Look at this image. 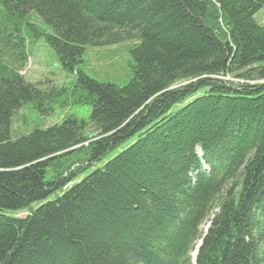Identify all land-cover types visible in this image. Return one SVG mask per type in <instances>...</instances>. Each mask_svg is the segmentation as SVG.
<instances>
[{
	"label": "trees",
	"instance_id": "obj_1",
	"mask_svg": "<svg viewBox=\"0 0 264 264\" xmlns=\"http://www.w3.org/2000/svg\"><path fill=\"white\" fill-rule=\"evenodd\" d=\"M261 11L264 0H0V264H194L209 222L197 264H264ZM31 37L77 74L92 110L13 139L25 103L48 112L64 92L22 74ZM125 41V85L80 68L87 47Z\"/></svg>",
	"mask_w": 264,
	"mask_h": 264
},
{
	"label": "rangeland",
	"instance_id": "obj_2",
	"mask_svg": "<svg viewBox=\"0 0 264 264\" xmlns=\"http://www.w3.org/2000/svg\"><path fill=\"white\" fill-rule=\"evenodd\" d=\"M257 18L264 24V11L258 13ZM30 20L44 31L53 32L38 12L31 11ZM29 34L32 35L33 32L31 31ZM133 43L125 41L106 47H87L80 68L97 80L123 86L133 76L134 61L129 53V46ZM27 52L29 61L22 74L34 83L42 82L43 89L48 90L53 86L56 89H64V92L46 100V106L52 109L48 112L40 110L37 100L25 103L13 117L12 138L16 139L37 127L44 128L54 125L60 122L66 114L76 116L79 120L87 119L92 110L91 104L87 103V91L78 86L75 72L66 71L61 66L56 52L46 42L45 37L37 39L31 37V41L27 43ZM226 78L233 80L236 84L243 82V80L231 77ZM90 130L92 127L88 129V131ZM117 153L118 150L108 158ZM36 206L37 204H33L27 209L13 213V215L26 217L30 214V209H34ZM8 212L12 213V211ZM206 226L208 223L203 225V231ZM192 257L194 262V256L192 255Z\"/></svg>",
	"mask_w": 264,
	"mask_h": 264
},
{
	"label": "water",
	"instance_id": "obj_3",
	"mask_svg": "<svg viewBox=\"0 0 264 264\" xmlns=\"http://www.w3.org/2000/svg\"><path fill=\"white\" fill-rule=\"evenodd\" d=\"M199 153L201 154V149L199 148ZM211 226V222L208 223V226H207V229L205 230V234L203 236V238L197 243L196 247H195V250H194V253H193V256H194V262L197 264L196 260H197V255L199 253V249L201 247V245L203 244V240H204V237L206 236V234L208 233L209 231V228Z\"/></svg>",
	"mask_w": 264,
	"mask_h": 264
},
{
	"label": "bare ground",
	"instance_id": "obj_4",
	"mask_svg": "<svg viewBox=\"0 0 264 264\" xmlns=\"http://www.w3.org/2000/svg\"><path fill=\"white\" fill-rule=\"evenodd\" d=\"M207 229V226H206V228H205V230Z\"/></svg>",
	"mask_w": 264,
	"mask_h": 264
}]
</instances>
